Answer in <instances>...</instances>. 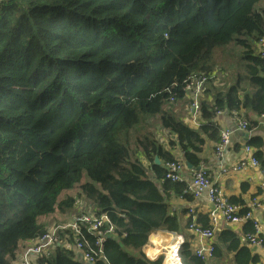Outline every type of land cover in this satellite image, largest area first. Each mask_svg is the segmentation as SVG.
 Wrapping results in <instances>:
<instances>
[{"label":"trees","instance_id":"1","mask_svg":"<svg viewBox=\"0 0 264 264\" xmlns=\"http://www.w3.org/2000/svg\"><path fill=\"white\" fill-rule=\"evenodd\" d=\"M262 1L0 0V264L21 261V245L35 247L52 228L59 245L33 264H85L72 229L52 221L56 211L76 212L68 197L76 188L119 232L97 264H162L143 248L155 231L183 232L170 200L193 196L187 182L165 179V165H154L162 195L141 158L174 161L159 138L168 131L169 144L198 166L203 135L220 136L214 107L264 114ZM219 49L236 60L237 77L219 65ZM213 73L201 100L208 123L194 130L171 97L189 95L190 76ZM255 134L249 144L264 170V140ZM221 240L228 252L240 247L232 231ZM216 249L213 258L222 254ZM180 253L183 264H209L187 242Z\"/></svg>","mask_w":264,"mask_h":264},{"label":"crops","instance_id":"2","mask_svg":"<svg viewBox=\"0 0 264 264\" xmlns=\"http://www.w3.org/2000/svg\"><path fill=\"white\" fill-rule=\"evenodd\" d=\"M261 6L264 8V0L262 1ZM190 103V96L185 95L182 99H179L174 103V111L176 114L181 116L180 118L183 119V121L190 128L194 130H201V127L206 125L208 120L203 117L202 112L195 119H191L189 113ZM240 112L242 117L250 125H252L253 122L256 123V127H254L252 130V134L256 133L255 135H258L264 140V117L258 116L254 112H250L248 116L245 115L244 111ZM214 122L220 130L226 129L231 132V144L224 153L222 158V167L220 168L214 162V153L219 143V139L214 141L208 136L203 135V151L202 153L198 154L200 160L199 165L201 163H205L210 169L211 180L221 188L222 192L229 199V201L240 207V213L242 215L247 211H252L254 220H243L239 224H231L225 223L223 219H220L219 224L216 226V247L222 246V254H219V258L210 257L206 262L209 264H264V248L251 246L246 244L244 241V235L254 233V222H256L259 226V235L264 238V171L251 166H247L242 170H236V164L242 159V157L246 156L244 151L246 138L243 132L238 130V126L231 117V114L224 113L220 116H216L214 118ZM159 136L165 151L170 153L175 160L187 162L186 153L184 150L179 145L172 147L169 144V139H171L173 136H171L168 131H162ZM190 153L193 152L190 151ZM159 159L161 164L158 166L164 167L167 160L161 158ZM141 160L143 164L150 170V176H153L157 179L154 170L155 164L149 162L144 156L141 158ZM195 165L193 167L194 170L200 167L199 165ZM223 170H226V172H223ZM193 173V170L190 171L189 168H185L182 173L185 181H190ZM78 193L79 189L76 188L68 197L76 199V195ZM170 205L172 211L178 215L182 222L183 232L181 234H177L165 230L155 231L149 237L148 244L143 248V253L146 254L145 256L148 255L151 257L150 251H148V247L150 246L159 254L157 255L158 258L162 257V252L166 250L169 245L174 243V240H181L183 243H189L194 254L196 248L203 243L202 239H200V237L190 229V226L196 225L203 228H208L211 226L210 212L213 210L214 206L212 203H210L207 194L202 195L200 198L194 199L173 195L170 200ZM76 207V212L72 210L70 213L63 214L56 211L52 221H58L63 224L66 223V225L73 223L74 214H78L79 212L78 206ZM88 210L93 212L94 215L99 214L94 206H90ZM121 216L123 217L124 215ZM110 223L114 225L112 220ZM110 223H106L108 224V227ZM115 228L117 227L115 226ZM226 231H232L238 235L241 240L240 247L238 249L228 252L226 246H223L221 235ZM68 233L71 232L62 234V240L63 246L65 247L66 245V248L70 249L72 248V244L69 242L71 236ZM165 239L166 241H164ZM160 241L162 242V245H160ZM30 243L31 242L23 243L18 254H21L26 247L30 246ZM32 243H35V241ZM155 244H157V246ZM17 258L19 259L18 256ZM171 258L172 257H168L166 255V261L173 260L179 262V260ZM16 263L17 262H15V264Z\"/></svg>","mask_w":264,"mask_h":264},{"label":"built area","instance_id":"3","mask_svg":"<svg viewBox=\"0 0 264 264\" xmlns=\"http://www.w3.org/2000/svg\"><path fill=\"white\" fill-rule=\"evenodd\" d=\"M258 51L264 57V37L258 44ZM215 78L213 73L211 76L206 74H194L190 76L184 82V91L191 97V103L189 107V113L191 119H195L201 110L200 98L206 91L207 83ZM175 100L171 97V101ZM217 115H221L223 112L215 108ZM233 119L237 122L240 131L246 132L248 130V124L242 119L238 113H233ZM230 131L224 130L221 132L220 143L217 147L216 157L214 162L218 167H222V158L227 147L230 145ZM248 154L247 158H243L242 161L236 165L237 170H241L247 165L254 167L259 166L258 160L253 156V150L250 147L246 148ZM186 165L179 161H171L165 164V179L172 182H183L184 177L182 175ZM226 172V170H223ZM187 192L194 196V198H200L202 195L207 194L210 203L214 208L210 212L211 226L208 228L191 225L190 229L202 239L203 243L199 245L195 254L203 260H208L212 257L216 249L215 244V229L219 224L220 219H223L225 223L239 224L243 220H253L252 211H247L244 215L240 213V207L233 204L224 195L221 188L211 180L210 169L205 163L200 164V169L192 175L191 180L187 185ZM90 207V206H89ZM88 207V208H89ZM88 208L79 205V212L75 217L72 224L66 225L63 228H71L75 237V250L78 255L86 264H95L97 261H104L105 256L103 253V247L108 239L117 234V229L112 225L111 219L108 214L94 215ZM110 223L109 227L107 226ZM255 231L252 234H248L244 241L254 247L264 248V238L260 236L258 225L255 223ZM88 237L93 238L90 241ZM182 241L177 244L175 251L177 252L178 260L181 262L180 248ZM59 244V238L55 229L52 228V233L47 234L42 238L35 247L27 249L24 253L21 261L17 264H33L32 259L36 256H41L43 252L49 248ZM171 245L168 247L170 249ZM166 255V253H165Z\"/></svg>","mask_w":264,"mask_h":264},{"label":"clouds","instance_id":"4","mask_svg":"<svg viewBox=\"0 0 264 264\" xmlns=\"http://www.w3.org/2000/svg\"><path fill=\"white\" fill-rule=\"evenodd\" d=\"M257 51H258V46H257ZM258 53H259V51H258ZM260 54V53H259ZM186 93V92H185ZM187 94V93H186ZM204 96H205V93L203 94V96L201 97V100L204 98ZM175 98V97H174ZM191 98V97H190ZM201 100H200V103H201ZM210 101V103H211V101L212 100H209ZM172 102V101H171ZM173 102H175V100L173 101ZM202 107V106H201ZM215 108L216 107H214L213 108V110H214V118L216 117V116H220V115H217V113H216V111H215ZM216 109H218V108H216ZM220 110V109H219ZM223 113L222 114H224V113H228V112H225V110L223 111V110H221ZM200 113H201V110H200ZM199 113V114H200ZM233 113H235V112H232L231 113V117L233 118ZM236 113H238L241 117H242V115H241V112H236ZM198 114V115H199ZM221 114V115H222ZM262 117H264V114L263 115H261ZM242 119L244 120V121H246L243 117H242ZM234 120V119H233ZM213 121H214V119H213ZM236 122V121H235ZM247 122V121H246ZM215 123V122H214ZM236 124H237V122H236ZM247 124H248V130L246 131V132H243V131H241V132H243V134H244V136H245V134L247 135V137L245 136V138H246V145H245V147H244V151H245V153H246V156L245 157H242V159L243 158H247V156H248V154H247V152H246V148L247 147H250L252 150H253V156L258 160V162H259V166L258 167H254V166H251V165H247V166H251V167H253V168H257V169H262V166H261V163H260V161H259V159L257 158V156H256V149L254 148V147H252V146H250V144H249V142L251 141V139H252V131H251V129H250V124L247 122ZM215 126L216 127H218L217 125H216V123H215ZM238 126V125H237ZM219 128V127H218ZM220 130V129H219ZM224 130H226V129H222V130H220V136H219V143H220V139H221V132L222 131H224ZM238 130H239V128H238ZM229 131V130H228ZM231 133V132H230ZM219 143H218V145H219ZM230 144H231V135H230ZM218 145H217V147H218ZM217 147H216V151H217ZM229 147V146H228ZM227 147V148H228ZM227 150V149H226ZM225 150V151H226ZM216 151H215V153H214V157H216ZM225 153V152H224ZM242 159L236 164V165H238L241 161H242ZM174 161H178V160H174ZM169 162H171V161H169ZM179 162H182V161H179ZM182 163H184L185 165H186V168H188V166H187V163L186 162H182ZM166 164V163H165ZM200 166V165H199ZM247 166H245L244 168H242V169H245ZM235 168H236V166H235ZM198 169H200V167L199 168H197L196 170H194L193 169V172H196V171H198ZM241 169V170H242ZM237 170V169H236ZM263 170V169H262ZM264 171V170H263ZM194 174V173H193ZM192 174V175H193ZM192 178V177H191ZM191 180V179H190ZM184 181H185V178H184ZM185 182H187V181H185ZM188 183H189V181L187 182V185H188ZM190 194V193H189ZM191 195V194H190ZM191 196H193V195H191ZM192 199H194V196H193V198ZM234 204V203H233ZM236 205V204H235ZM93 206V205H92ZM91 206V207H92ZM101 214H104V213H99L98 215H101ZM107 214V213H106ZM76 215L77 214H75V217H76ZM244 215V214H243ZM109 216V215H108ZM110 218V217H109ZM75 220V219H74ZM254 220V219H253ZM253 220H251V221H253ZM255 223L256 222H254V226H255ZM72 224V223H71ZM257 224V223H256ZM258 225V224H257ZM259 227V226H258ZM117 229V228H116ZM215 231H216V229H215ZM216 233L217 232H215V244L217 245V241H216ZM117 234H119V232H118V229H117ZM116 234V235H117ZM151 236V235H150ZM114 237V236H113ZM91 238V237H90ZM112 238V237H111ZM90 240V239H89ZM183 242V241H182ZM38 243V242H37ZM173 244V243H172ZM171 244V245H172ZM59 245V244H58ZM171 245H169V247L171 246ZM182 245H183V243H182ZM182 247V246H181ZM50 249V248H49ZM26 250V249H25ZM73 250L76 252V250H75V247L73 248ZM180 250H181V248H180ZM167 251H168V247L166 248V250H165V252L162 254V258H163V262H162V264H164V261L166 260V255H165V253H167ZM180 252V251H179ZM77 253V252H76ZM180 254V257H181V253H179ZM78 255V254H77ZM146 255V254H145ZM196 255V254H195ZM79 256V259L80 260H82V258H81V256L80 255H78ZM147 257V256H146ZM213 257V256H212ZM148 258V257H147ZM160 258V257H159ZM149 259V258H148ZM158 259V257H156V259H154V260H157ZM202 259V258H201ZM151 260V259H150ZM83 261V260H82ZM204 261H207V260H204ZM84 262V261H83ZM97 262H99V261H97ZM97 262L95 263V264H97ZM85 263V262H84ZM181 263L183 264V262H182V258H181ZM17 264V263H16ZM86 264V263H85Z\"/></svg>","mask_w":264,"mask_h":264},{"label":"rangeland","instance_id":"5","mask_svg":"<svg viewBox=\"0 0 264 264\" xmlns=\"http://www.w3.org/2000/svg\"><path fill=\"white\" fill-rule=\"evenodd\" d=\"M226 51H223L222 49H219L216 51V57H217V61L219 62V65H224L227 69V72L230 74V78L233 77L235 75V63H236V60L234 58H231V57H227L226 54H225ZM233 54H231L232 56ZM235 77H237V75H235ZM201 100V98H200ZM176 102V101H175ZM175 102H171L172 103V108L175 109V106H174V103ZM175 112V111H174ZM179 117H181L179 114H177ZM160 138V136H159ZM160 141H161V138H160ZM73 192V191H72ZM78 196V194H77ZM76 201H77V205L75 206H78L79 208V205L83 206V207H86L88 208L89 206H92V204L87 202V201H84V200H81L80 197L78 196V198L76 197ZM77 208V207H76ZM75 217V215H74ZM68 223V222H67ZM66 224V223H64ZM69 225V224H68ZM256 227V226H255ZM254 227V228H255ZM255 231V230H254ZM248 235V234H247ZM247 235H244V239ZM24 252V251H23ZM23 252L21 254H18V257H19V260L22 258L23 256ZM165 250L162 252L164 253ZM158 257V256H157ZM153 261H156V260H153Z\"/></svg>","mask_w":264,"mask_h":264},{"label":"water","instance_id":"6","mask_svg":"<svg viewBox=\"0 0 264 264\" xmlns=\"http://www.w3.org/2000/svg\"><path fill=\"white\" fill-rule=\"evenodd\" d=\"M245 136L247 137V135L245 134ZM187 163V166L189 168L190 171L193 170V166L189 163V162H186ZM154 164L155 165H160L161 164V161L159 159V157H155L154 159ZM199 170V169H198ZM151 180L155 183V185L159 188L160 192L162 193V195H164L163 193V190L161 188V183L160 181H158L155 177L151 176Z\"/></svg>","mask_w":264,"mask_h":264},{"label":"bare ground","instance_id":"7","mask_svg":"<svg viewBox=\"0 0 264 264\" xmlns=\"http://www.w3.org/2000/svg\"><path fill=\"white\" fill-rule=\"evenodd\" d=\"M164 241H166V239L164 240ZM180 241L181 240H174V243L172 244L173 245V247H171L170 249H168V251H167V253H166V255L168 256V257H172L173 259H176V260H178V258L176 257V256H178L177 255V252L175 251V249H174V247L176 248L177 247V244L178 243H180ZM161 242V241H160ZM169 242V241H168ZM164 243V242H163ZM171 243V242H170ZM160 245H162V242H161V244ZM165 246V245H164ZM179 264H182L180 261H179Z\"/></svg>","mask_w":264,"mask_h":264}]
</instances>
